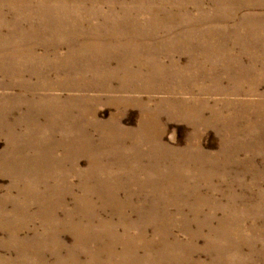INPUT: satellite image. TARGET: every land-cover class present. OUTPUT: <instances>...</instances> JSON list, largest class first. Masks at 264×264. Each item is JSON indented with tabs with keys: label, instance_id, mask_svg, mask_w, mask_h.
Returning <instances> with one entry per match:
<instances>
[{
	"label": "rangeland",
	"instance_id": "1",
	"mask_svg": "<svg viewBox=\"0 0 264 264\" xmlns=\"http://www.w3.org/2000/svg\"><path fill=\"white\" fill-rule=\"evenodd\" d=\"M111 4L114 14H109ZM0 7L8 8L6 0H0ZM92 11L100 14L98 20L88 14L83 18L82 13L77 18L97 23L96 28L63 24L59 30L56 26L57 31L53 26L57 15H41L31 20L36 25L13 30L8 25L18 22L17 18L0 12V264H18L15 251L19 248L40 251V257L46 255L45 264H148L146 260L155 257L161 264H173L171 258H183L184 264H264V110L252 106L264 104V0H101ZM153 13L164 22L159 27L147 23ZM142 22L145 25L139 27ZM137 33L148 35L140 39ZM230 35L241 40L234 43L228 37L223 43ZM96 37L105 39L93 40ZM175 41L182 43L175 48ZM84 48L120 53L117 58L101 59H111L113 73L118 65H135L134 78L122 77L135 84L136 66L141 63L158 67L175 61L181 69L207 66L211 81L199 79L195 85L208 86L209 95L203 97L221 117L202 113L204 125L187 116L177 118L180 114L173 109L160 110L157 97L164 98L163 94L100 91L87 70L88 62L94 60H84ZM180 50L188 53L179 55ZM54 51L65 55L63 65L73 72L74 80L66 81L54 70L58 61ZM173 74L155 71L153 77L171 80ZM111 77L104 79H116ZM177 79L181 75L175 79L179 83ZM136 80L145 83L143 78ZM19 83L37 88L26 90ZM56 84L64 90L45 88ZM127 96L151 97L153 103L145 110L116 108L111 103ZM80 97L87 99L86 108L97 110L96 119L89 116L90 110L80 109L76 103ZM57 106L69 112L66 121L44 118L46 111L53 117L51 109ZM143 113L153 120L151 132L162 135L154 141L139 134ZM259 114L263 115L261 123ZM218 118L222 119L214 122ZM114 130L128 135L110 140L106 133ZM194 131L201 132L200 137H194ZM81 132L87 142L77 139ZM69 137L76 141H68ZM158 150L162 156L153 154ZM201 176L206 180H200ZM128 192L138 193L129 200L133 208L127 212L130 225L140 223L135 210L152 204L169 206L167 213L175 224L158 225L142 218V227L122 224L109 207L114 203L111 194L124 203ZM80 199L93 207L92 215L102 223H87L88 213L77 204ZM179 208L186 223H178ZM196 211L201 215L194 222ZM70 212L72 223H81L91 237L116 231L121 241L116 253L107 247L108 255L97 253L100 245L95 243L102 240L106 246L110 242L106 236L94 239L95 243L88 241L90 248L83 247L86 241L76 240L75 234L80 227L67 223L65 214ZM144 226L146 240L166 238L168 251L139 250L135 257L123 251V242L130 244ZM15 228L28 232L11 233ZM39 256L25 255V260L37 264Z\"/></svg>",
	"mask_w": 264,
	"mask_h": 264
},
{
	"label": "bare ground",
	"instance_id": "2",
	"mask_svg": "<svg viewBox=\"0 0 264 264\" xmlns=\"http://www.w3.org/2000/svg\"><path fill=\"white\" fill-rule=\"evenodd\" d=\"M81 1L83 3H80ZM100 1L101 0H6L8 8L5 9L4 7H0V12L4 13L5 16L12 15L14 17V19L17 18L18 22L12 21L8 25V26H12L13 30L14 29L20 30L22 28V26H24V25H26V26L36 25L37 23L34 21H31V20L36 19V17L39 18L41 15H44V14L57 15V17H56L57 22L56 23H55V18L53 19L54 20L53 26L55 27L54 31H57V28H58V30L61 29L63 24L65 25L64 27L67 26L69 28H71L70 26H72V27L78 26L79 29H83V27L86 26L89 28L91 27V29H92V28H96L97 23L96 24H94V23L90 24L89 22L81 21L77 18V16L82 13L83 14L82 17L84 18V17H87L86 15L88 14L91 17V19L98 20L100 18L99 17L100 14H96L92 10L95 7H97V5H99ZM197 4L199 7V2H197ZM108 9L110 11L109 14L116 13L114 4L109 5ZM150 17H151L150 21L147 22L149 24V26L159 27L161 25V23H164L162 21H159V17H160L159 14L155 15V13H153V14H151ZM59 21H60V24H58ZM221 22H225V21H221ZM119 23H125V22L119 20ZM142 25H145V24L142 22V23H140L139 27H142ZM56 26H57V28H56ZM165 33H168V32L165 31ZM1 35H2V29H0V36ZM136 35L138 38L142 39L145 36H147L148 34L137 33ZM55 37L56 38L60 37L58 32H55ZM228 37H230L234 43H239L238 40H241L239 37L236 38L235 35H230V36H225V39L222 40V41H224L223 43H225V41ZM98 38L100 40L105 39L104 37H98ZM98 38L97 37L93 38V40H96ZM111 41L114 42V40H111ZM180 43H182V42H180ZM180 43L175 41V45H176L175 48H177V46ZM84 51L86 52L85 53L86 55L83 56L84 60L88 59V58H92L94 60L92 62H88L90 69H87V70H88V72L91 73V76H92L91 81L95 80V84L98 86L97 89H99L102 92H106L108 94L117 93V94H125V95L130 94V93H141V94H150L151 93V94H155V95L156 94H163V96H165L164 98L157 97L160 99L156 103V106L160 110L163 111V110L168 109V108L173 109L174 111H176L177 113L180 114L177 118H179V119L182 118L183 120H185L183 117L187 116V117H190L191 121L197 120V122H200V124H204V125L207 123V121H206V119L202 118V113L210 112L211 115L213 114V116H215V117H221V115H219V113L215 112L214 109L210 108L209 102H208L209 99H206L203 97V96L209 95V91L206 89V88H208V86L198 87L197 85H195V80L198 81L200 79V80H203L204 82H206V81L210 82L211 81V78L209 76L210 69L203 64L190 65L187 68L181 69L179 67V64L175 61H174V63H172V65H170L171 67L170 66H164L163 64H161L158 67H155V65H153L151 63L150 64H142L141 63V64L136 66V69H138L136 79L143 78L145 83L140 84L139 81L134 79V81L136 82V84H135V83H132L131 81H124L122 79V77H127V76L130 77V75H133L132 67L135 65L126 64V65H121L122 67L120 65H118V67L116 68V71L113 73V72H111V66H110V64H111L110 60L111 59L106 60V61L105 60L103 61L101 59V58H111L114 56H116V58H117V56H121L120 53L117 54L115 52H107L108 50H105L103 48H101V49H89V50L84 48L82 50V52H84ZM172 52L174 54L176 53V51H173V50H172ZM180 52H181V54H179V55H183L185 53H188V51H186V50H180ZM53 54H54V58H56V59L58 58L57 59L58 61L56 62L54 70L57 73H59L60 75H64V78L66 81L74 80V78L70 77V74H73V72L70 71V68L68 69L67 65H63V63L66 62V61H64L65 55L61 56L58 52H55V51ZM25 55H29V54L26 53ZM124 55H125V53H124ZM126 56L128 57L129 53H126ZM235 56H236V54H235ZM96 61H99V62L96 64H93ZM48 68H51V66H48ZM24 70L25 69H23L22 73H26V72H24ZM29 70L33 72L31 74H34L35 69H31L29 66ZM155 71H159L161 73L172 72L174 74H173L171 80L165 79L168 77H164V76L157 78V77H153ZM177 75H181V80L177 79V80H179L178 81L179 83H177L175 81ZM106 76H112L111 78L116 77V79L108 81V79H104V77H106ZM81 77H82L81 78L82 80H85V72H82ZM152 77H153V79H152ZM133 78H134V75H133ZM96 81H98V82H96ZM146 81H148V82H146ZM115 82L117 83L116 86L113 85V84H115ZM19 85L22 86L26 90L37 88L36 86H33L29 83H19ZM45 88L52 90V91H55V90H62L63 91L64 90V87L60 84H56L54 87L47 86ZM188 96L190 98H187ZM86 101H87V99L85 97H80L78 100H76V103L78 104V106L80 107L81 110H85V109L87 111L90 110V113H88L89 116L96 119L97 118V110L96 111L93 109L91 110L89 107L86 108V106L83 105V103ZM111 103L116 108L140 107V110H145L146 108L150 107V105L153 103V100H151V97H150V99L144 100L143 98H131V97L127 96V97H121V98L116 97V99L115 98L112 99ZM224 104L229 105L228 102L224 103ZM252 106H257L260 109L264 110V104H262V103H253ZM51 112L54 113L53 117H50V115H48L47 111L43 114V116H45L44 118H47V120L50 118L51 122L52 121H54V122L66 121L67 118L70 117L68 115L69 112H66V110L64 108L61 109L58 106L55 109H51ZM148 112H150V111H148ZM258 117L260 118L259 123H261L262 122L261 119L263 118V115L259 114ZM117 118L114 120L115 124H117V122H119V119H117ZM220 119H222V118H218L217 120H214V122L219 121ZM140 120H141L142 124H141V128L139 130V134L142 138L149 140V142H150V141H154V137L158 138V137L162 136L160 132L158 135H154V132L153 133L151 132V130L149 129L150 128L149 124L153 123L152 122L153 120L149 119L148 115L143 113L142 119H140ZM188 121H190V120H188ZM90 123H91V121H90ZM197 130H199V129H197ZM81 134H82V136L80 135L79 138L77 137V139L81 142H87L88 139L85 136L86 135L85 132H83V133L81 132ZM106 134H107L106 136H109L110 140L123 139L126 135H128L126 132L120 131V130H114V131H111L110 133H106ZM192 135L194 137H200L201 132L198 133V132L194 131ZM75 139L76 138L69 137L67 140L73 142V141H76ZM81 153L84 154V152H81ZM153 154L154 155L159 154L160 156H162L160 150L154 151ZM203 177L202 176L199 177L200 180H206ZM165 178H166V176H165ZM180 181L184 182L183 178L181 180V177H180ZM161 182H162V178H161ZM180 185L184 186L183 184H180ZM84 187H87V185L85 184ZM178 187H180V186H178ZM150 190H151V194H153V196L155 195L158 197L159 194L154 193V191L152 189H150ZM116 192H117V190H116ZM137 194L138 193L128 192V200L125 201L124 203H120V202L118 203L117 202L116 193H115V197L113 194H111V199H113L114 203H113V205H111L112 207L111 206H109V207L114 211L113 214L115 216H117L122 221V224L123 223L127 224L128 222H130V221H128L129 218L127 216V212H128V210H132L133 208L131 207L129 200L133 196H136ZM201 201H203V200L201 199ZM83 202H84V200L80 199L79 202H77V204H78L79 208H81L85 212L84 214L88 213L89 216L87 219H89L88 220L89 222H87V223H89V224L91 222L102 223L101 221L97 220L94 215H92L91 210L93 209V207L91 205H89L87 203H83ZM168 209H169V206H164V205H163V208H159L158 206H156L154 204H152L150 206L144 205L143 207H140L139 209L135 210L139 215L140 223L135 224V225H130V223H128L127 226L128 227L131 226L132 228H134L136 226L142 227L141 218L145 219L146 222H153V223L158 224V225L165 224V223L166 224H175V218L173 216H170L167 213ZM177 212H178L177 215L181 219L179 222L178 221L177 222L180 224L182 222L186 223L188 219L186 216H184L185 213L184 214L182 213V209L179 208V210ZM193 215L195 217L194 222H197V219L200 218L201 213H200V211H196L193 213ZM53 217L56 219L55 216H53ZM65 217L67 218V223L71 228L82 226L81 223H80V225H77L74 222L72 223L73 217H72L71 212L66 213ZM66 218H65V220H66ZM207 218L209 219V218H211V216H208ZM7 220H11V219H7ZM159 220H161L164 223H160ZM2 224H6V222H2ZM85 230H86V228L84 229L83 227H80L79 229H77L75 231V234L78 237V238H76V240L86 241L85 242L86 245L83 247L90 248V245H88L89 244L88 241H92L93 243H95L94 239H97V238L102 239V237L106 236L110 240V242L107 243L106 246H104V244L101 243L102 240L95 243V244L100 245L98 247L97 253H100V254L103 253L104 255L105 254L108 255V253L106 251L107 249H110V251L112 253L113 252L116 253V244L121 243V241L116 238V236H117L116 231H113V232H111V231L103 232L102 231L98 236L91 237L93 234H89ZM141 231H142L141 234H139L138 236L132 237V240H130L131 242L129 241L130 244L128 243V241H124V242L122 241L123 242V246H122L123 251L126 254L132 253L135 257V255L137 256V254H138L137 252L139 250H143V251H146L149 253H154V254L157 252H164L165 250L168 251L169 245H166V244H168V241L166 238H164L165 239L164 240L163 238L158 237V239H155V241L154 240L153 241H147L146 240V226H144V229ZM157 231H159L158 228H157ZM10 232L19 235L22 232H25V233L28 232V229H25V228L16 229L15 228L14 230H12ZM7 233H8V231H7ZM213 233H215V232H213ZM231 233H233V232H231ZM233 234H235V233H233ZM106 247H107V249L105 250ZM171 247H173V246H171ZM173 248H175V247H173ZM20 249L21 248L17 249L16 250L17 252L15 251V253L17 254V257H18L17 258L18 264H28L27 261L25 260L26 259L25 255H30V256L33 255L34 257H36L37 255L39 256L38 252H40V251H30V250L19 251ZM100 249H104V250L100 251ZM62 252L65 253V252H69V251L63 250ZM41 255H42V257L39 256L40 258L37 259V264H45L44 259H47L46 255H44L43 253ZM21 258L23 260H21ZM145 259H147V258H145ZM157 259L155 257L154 259L146 260L147 261L146 263H148V264H157V263L161 264V263H159V259L158 260ZM168 260L173 264H184L183 258H178V259L171 258ZM143 262H145V261H143ZM154 262H157V263H154ZM160 262H162V260H160ZM115 263H119V261H116Z\"/></svg>",
	"mask_w": 264,
	"mask_h": 264
}]
</instances>
